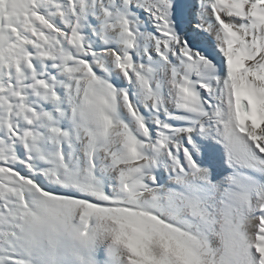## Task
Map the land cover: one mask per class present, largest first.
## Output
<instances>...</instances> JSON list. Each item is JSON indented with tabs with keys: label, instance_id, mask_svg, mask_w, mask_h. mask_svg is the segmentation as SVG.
<instances>
[{
	"label": "snow or ice",
	"instance_id": "1",
	"mask_svg": "<svg viewBox=\"0 0 264 264\" xmlns=\"http://www.w3.org/2000/svg\"><path fill=\"white\" fill-rule=\"evenodd\" d=\"M0 264H264V0H0Z\"/></svg>",
	"mask_w": 264,
	"mask_h": 264
}]
</instances>
